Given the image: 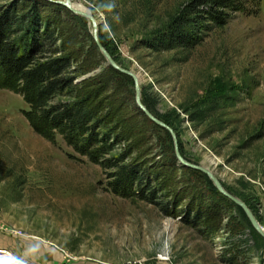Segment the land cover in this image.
Returning a JSON list of instances; mask_svg holds the SVG:
<instances>
[{
  "label": "rangeland",
  "instance_id": "rangeland-1",
  "mask_svg": "<svg viewBox=\"0 0 264 264\" xmlns=\"http://www.w3.org/2000/svg\"><path fill=\"white\" fill-rule=\"evenodd\" d=\"M69 1L94 16L112 58L139 76L183 158L209 167L264 227V1L211 26L193 48L172 50L147 43L187 0ZM28 109L0 87V250L14 258L0 264H227L229 242L240 262L263 264L264 240L247 217L242 235L208 240L152 203L115 195L108 169L59 135L35 132Z\"/></svg>",
  "mask_w": 264,
  "mask_h": 264
},
{
  "label": "trees",
  "instance_id": "trees-1",
  "mask_svg": "<svg viewBox=\"0 0 264 264\" xmlns=\"http://www.w3.org/2000/svg\"><path fill=\"white\" fill-rule=\"evenodd\" d=\"M0 1V87L22 96L35 132L47 139L59 135L75 153L108 169L115 195L152 203L208 240L243 234L242 209L206 174L179 164L171 135L136 105L132 78L106 64L82 16L51 0ZM263 1L187 0L147 46L191 49L211 26H223L236 12L255 13ZM141 100L172 127L144 95ZM178 148L182 155L179 140ZM229 245L223 260L246 263L238 245Z\"/></svg>",
  "mask_w": 264,
  "mask_h": 264
},
{
  "label": "water",
  "instance_id": "water-1",
  "mask_svg": "<svg viewBox=\"0 0 264 264\" xmlns=\"http://www.w3.org/2000/svg\"><path fill=\"white\" fill-rule=\"evenodd\" d=\"M51 1H53V2H55L57 4H60V5L64 6V7H66L72 13L77 14L79 16H82V17L86 18L89 21V23L91 24V34L93 36V39H94L97 47L99 48V50L101 51V53L105 57L106 64L112 66L116 70H118V71H120V72H122V73H124V74H126V75H128V76H130L132 78V80H133V88H134V93H135V103H136V105L139 107L140 110H142L144 112V114L151 121H153L155 124L161 126L165 130H167L169 132V134L171 135L172 140H173V144H174L175 156H176L179 164H181L182 166H185V167H190V168H193V169L200 170L201 172H203L204 174H206L208 176V178L211 180V182L213 183V185L215 186V188L220 193H222L223 195H225L229 200H231L233 203H235L237 206H239L243 210V212L245 213L246 217L248 218L249 223L252 226V228L264 240V227L261 226V224L259 223V221L256 219L255 215L253 214V212L251 211V209L245 204V202L243 200H241L240 198H238V197L232 195L231 193H229L223 187V185L221 184L220 180L215 176V174L213 173V171L209 169V167H207L205 165H202V164H195V163L186 161L183 158V156L181 155V153L179 151L177 135H176L175 131L173 130V128L171 126H169L168 124H166L161 119L155 117L147 109V107L143 104V102L141 100V90H140L139 80H138V77H137L136 73L133 72L132 70L125 69V68L121 67L112 58V56L105 49V47L101 44V42L99 40V37H98V23H97L96 19L94 18V16L91 15V13L89 11H87V10H83V9L78 8V7L72 6L69 0H51ZM263 264H264V262H263Z\"/></svg>",
  "mask_w": 264,
  "mask_h": 264
},
{
  "label": "built area",
  "instance_id": "built-area-1",
  "mask_svg": "<svg viewBox=\"0 0 264 264\" xmlns=\"http://www.w3.org/2000/svg\"><path fill=\"white\" fill-rule=\"evenodd\" d=\"M0 257H4L5 259H14L11 253L7 250H0Z\"/></svg>",
  "mask_w": 264,
  "mask_h": 264
},
{
  "label": "bare ground",
  "instance_id": "bare-ground-1",
  "mask_svg": "<svg viewBox=\"0 0 264 264\" xmlns=\"http://www.w3.org/2000/svg\"><path fill=\"white\" fill-rule=\"evenodd\" d=\"M70 3H71V5L74 6V7H78V8H80V9L86 10L81 4L73 3V2H71V1H70ZM137 77H138V80H139V83H140V78H139L138 75H137Z\"/></svg>",
  "mask_w": 264,
  "mask_h": 264
}]
</instances>
